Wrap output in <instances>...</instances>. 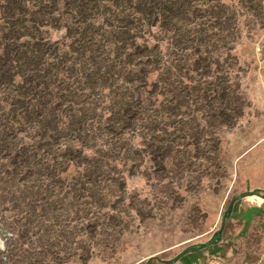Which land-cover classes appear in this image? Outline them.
Masks as SVG:
<instances>
[{
    "label": "rangeland",
    "instance_id": "1",
    "mask_svg": "<svg viewBox=\"0 0 264 264\" xmlns=\"http://www.w3.org/2000/svg\"><path fill=\"white\" fill-rule=\"evenodd\" d=\"M0 264H264V0H0Z\"/></svg>",
    "mask_w": 264,
    "mask_h": 264
},
{
    "label": "crops",
    "instance_id": "2",
    "mask_svg": "<svg viewBox=\"0 0 264 264\" xmlns=\"http://www.w3.org/2000/svg\"><path fill=\"white\" fill-rule=\"evenodd\" d=\"M231 212H232V214H233L235 217L238 218V220H239V216H242V215H243V216H244L243 221L246 220V222H247V220L249 219L248 217H249V215H250V213H251V209H246V208L241 209V208H239V207H234V205H233L232 208H231ZM251 215H253V213H252ZM248 221H249V220H248Z\"/></svg>",
    "mask_w": 264,
    "mask_h": 264
}]
</instances>
